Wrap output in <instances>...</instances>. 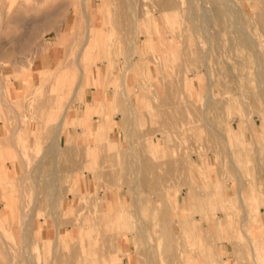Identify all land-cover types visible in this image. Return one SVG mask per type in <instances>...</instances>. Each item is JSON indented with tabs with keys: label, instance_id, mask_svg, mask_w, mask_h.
I'll use <instances>...</instances> for the list:
<instances>
[{
	"label": "rangeland",
	"instance_id": "374dc122",
	"mask_svg": "<svg viewBox=\"0 0 264 264\" xmlns=\"http://www.w3.org/2000/svg\"><path fill=\"white\" fill-rule=\"evenodd\" d=\"M70 1L79 21L61 66L33 74L29 61L19 69L31 82L26 98L2 109L0 174L11 179H0V264H111L117 257L119 264H212L205 253L212 246L226 251L215 255L220 262L233 264L235 247L247 254L236 256L240 264H264L263 242L246 221L247 204L259 205L264 191V87L256 76L257 67L264 72V0H229L259 43L262 67L231 28L210 36L193 30L188 0H138L133 52L124 0H88L91 31L99 34L81 60L86 75L77 65L86 18L82 1ZM52 5L56 14L57 0H0V50L17 47L24 19ZM198 41L203 53L210 49L205 58ZM93 87L124 99L116 135L94 133L90 114L79 124L77 103ZM74 96L56 143L55 124ZM108 105L102 101L104 126L113 131ZM26 127L30 140L8 138ZM15 161L16 174L7 166ZM222 224L226 233L235 230L234 247L214 234ZM259 229L256 221L252 230Z\"/></svg>",
	"mask_w": 264,
	"mask_h": 264
},
{
	"label": "crops",
	"instance_id": "0c3cea01",
	"mask_svg": "<svg viewBox=\"0 0 264 264\" xmlns=\"http://www.w3.org/2000/svg\"><path fill=\"white\" fill-rule=\"evenodd\" d=\"M70 4V0H57L56 14L52 5L50 10H46L44 13L37 15L35 18H25L24 21L27 22V24H21V30L23 31L20 33L19 38L15 37V40H18L19 42L18 46L10 50H0V148L3 146V142L7 135L6 124L4 120L5 116L2 109L5 110L6 108L11 107L9 104H7L8 101L18 102L26 98V89L30 88L29 85L31 82H28L25 76L19 73V69L31 61L32 73L37 74L40 71H48L61 66L64 60V44L66 42L67 35L75 31L79 21L74 9L71 10ZM86 73L87 72L85 71V75ZM67 85L68 80L62 82V92H65ZM130 99L135 100V97H131ZM123 100L120 99V97L116 98V94L112 88L98 90L96 87H93L88 91H85L80 101L77 103L81 112L80 114H77L79 116L80 126L84 122V115L90 114L93 120L92 125H96V129L93 130L94 133L101 134L102 132V135H116L117 132L116 129L114 130V121H116V118L122 114ZM102 101H108L109 103L107 111H109L111 116L106 115L105 118L108 121L113 122V131L107 129L104 126L103 115L105 114L106 110L103 111L101 108L103 107ZM100 117H102V120L99 119ZM29 134L30 130L28 127H26L25 133H22L20 129H17L14 132H10V136L8 138L13 139L14 141L18 138L21 142L23 139L28 141L30 140ZM2 158L3 155L0 151V168H2V166L5 164V161ZM7 166L8 169L13 171L15 174L18 172L17 161H15L14 164L9 163ZM1 172L2 171H0V173ZM1 178H3L2 174H0V179ZM251 200L253 201L255 199ZM256 200H258L260 206H264V191H258V198H256ZM259 205L247 204V206L251 208V213L248 212L247 215H249V218L246 221L249 220V228L252 232L254 240H260L263 242L262 250L264 253V212H261ZM251 214L256 216V220L251 217ZM256 221L258 222L260 228L258 233L252 230ZM234 227L235 229L237 228V226ZM234 232H232L233 234L224 232L222 224V226L215 228L214 234L219 240H223L219 242H227L233 245L230 240L234 241V238L235 240H238V237ZM211 250V252H209V250H206L205 252L209 263L229 264L226 260L220 262L218 256H215L226 253L223 247L212 246ZM240 252L241 251L239 249L234 247L235 257L233 264H240V259L236 256H247L244 251H242V253ZM253 254H255V251ZM123 259L124 258H122V260ZM119 263L118 257L111 262V264ZM197 264H199L198 259Z\"/></svg>",
	"mask_w": 264,
	"mask_h": 264
},
{
	"label": "bare ground",
	"instance_id": "6f19581e",
	"mask_svg": "<svg viewBox=\"0 0 264 264\" xmlns=\"http://www.w3.org/2000/svg\"><path fill=\"white\" fill-rule=\"evenodd\" d=\"M81 1H82L81 2L82 3L81 4L82 11H83V14L86 18V27H85L86 34H85L84 43L82 44L83 47H81L82 49L79 50L80 53L78 54L79 60L77 61V65L79 66L78 69H80V72L84 73L85 69H84L83 63H81V60H82L83 56L85 55L86 50H89V52H88V57H89L90 51L94 48L95 43H97V38H98L99 33L97 35L92 34L91 30L93 27V25H92L93 15L89 11L90 7L89 8L87 7L88 0H81ZM137 1L138 0H124L125 4L123 6L124 8L122 11V14L125 15V17H127V18L129 17V18H132L134 20V27L132 30L133 36H132V38H130V40H131L130 41L131 44L129 46V48L131 49V50L129 49L130 52H133V50H135L137 48V36L139 34V28H140V22H139V16H138L139 14L137 15ZM161 2H162L161 5H167V6H173L174 5L173 0H161ZM200 2H203L204 3L203 5H205V3L210 5L211 10L209 11L207 9L206 10L199 9V3ZM127 4H128V8H127ZM188 4H189V17L192 20V29L193 30H195V31L203 30L208 36H210L212 33L217 32L218 29H221V28L229 29V28H231L232 32L237 35V39H238L239 43L244 48L250 50L253 53V56L257 62L260 61L261 56H263V55H261V48H259V43L257 42L256 38L253 36V34L249 33L247 24L244 21V15H243L242 11L239 9V7L238 8L235 7L236 4L234 5L232 2L230 3L229 0H188ZM204 8H205V6H204ZM148 11H150V9ZM146 19L148 22H152V18L150 15H147ZM260 19H261L262 24L264 25V15L261 16ZM142 25L145 26L144 24H142ZM146 26H147V24H146ZM104 37H107L106 31L104 33ZM196 45L200 51L199 53L202 56V58H203V56L205 58V54H207V52L210 49H208L206 51V53H203L202 49H204V48L201 45V42L198 41ZM230 47H232V44L230 45ZM129 55L127 58L128 67L130 66V63H131L132 53L130 56ZM258 64H259V66L261 65L260 62ZM238 65L240 67H243V68L247 67L246 62H239ZM205 67H207L206 64H205ZM261 67H262V65H261ZM256 76H257V79L259 82V91H260V88L263 89V87H264V85H263V83H264V72L259 67H257ZM209 85L210 86H208V87L211 88V84H209ZM124 93H125V95L127 94L126 90ZM208 98H210V96ZM76 100H77V98L74 96L73 98H71L70 101H68V103L65 105V110L63 112V115L61 116L59 122L57 124H55V129H56V133H57L56 140H55L56 143H58L59 137H60L61 132L64 128V122H65V118L67 116L66 114L68 111V107L73 101H76ZM132 111L133 110H131L130 112H132ZM59 148L60 147L58 145H56V149H55L56 155H58ZM37 167H39V165ZM37 167H36V169H37ZM10 179L11 178H7V179H4L3 181H10ZM240 179H242V178H240V176H239L238 180H240ZM4 193H5V195H7V192H4ZM239 197H240V195H239ZM231 201H232V199H231ZM242 206H244L243 203H242ZM181 221L185 222V228H187L188 226L186 227V224L188 222H186V220H183V219ZM183 226H184V224H183ZM187 231L189 232L191 230H187ZM194 232H195V230H194ZM192 234H193V230H192ZM192 234H190V235H192ZM194 236L197 237L196 233ZM254 251H255V249H252V252H254Z\"/></svg>",
	"mask_w": 264,
	"mask_h": 264
}]
</instances>
